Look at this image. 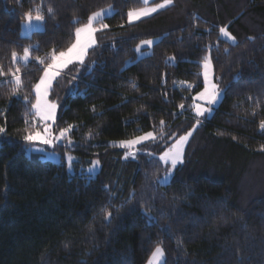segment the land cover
Returning <instances> with one entry per match:
<instances>
[{
	"label": "trees",
	"instance_id": "obj_1",
	"mask_svg": "<svg viewBox=\"0 0 264 264\" xmlns=\"http://www.w3.org/2000/svg\"><path fill=\"white\" fill-rule=\"evenodd\" d=\"M144 6L0 0V65L14 69L12 52L31 50L29 63H19L17 93L11 76H0V264H147L157 246L164 264H264V0H173L129 23L128 12ZM37 7L44 29L24 37V13ZM108 7L116 12L84 64L65 70L50 92L58 105L55 131L73 126L72 143L57 150L74 153L78 167L98 159L101 170L89 179L29 154L23 136L41 128L31 114L33 86L43 75L35 57L66 50L75 28ZM152 39V54L138 59L137 47ZM206 56L224 96L200 120L193 103ZM193 128L183 163L161 185L168 167L160 155ZM148 132L155 139L134 158L113 144Z\"/></svg>",
	"mask_w": 264,
	"mask_h": 264
},
{
	"label": "snow or ice",
	"instance_id": "obj_2",
	"mask_svg": "<svg viewBox=\"0 0 264 264\" xmlns=\"http://www.w3.org/2000/svg\"><path fill=\"white\" fill-rule=\"evenodd\" d=\"M145 5L144 7L138 10H130L128 12L129 23L139 20L142 17L150 16L153 13L165 9L172 5L173 0H162V2L156 3L155 0H152L154 6L149 7L150 0H141ZM53 9L49 7L47 12L51 14ZM111 9L98 10L88 16L87 22L77 26L74 31V42L63 51L57 52L53 49L46 58H41L39 56L35 57L36 61L43 66L42 71L43 75L40 77L39 82L36 83L33 88L35 91V102L31 104V114L34 118H38L43 127L41 130H36V126L33 125L32 129H25V135L23 139L26 142H32L38 140L40 143L45 145H53L56 140L60 138H66L69 144L72 143L71 138L67 136L71 132L73 126L68 125L66 128L59 130V136L53 134V130L48 125V121L55 122L56 110L58 105L55 102L48 100V95L51 91L53 82L59 77L62 71L68 68L69 65L73 63H78L79 65L84 64L85 57L88 55V50L95 46L96 39L95 33L103 29L108 28V25L104 22L106 16L110 13ZM24 19L26 21L25 27L27 29H32L33 26H39L44 23L45 16L42 13L41 9L37 7L35 13L33 11H28L24 13ZM76 23H79L76 21ZM219 32L223 38L230 40L233 44L236 43V37L232 35L226 28L220 27ZM151 40L142 41L143 45H152ZM140 48H137L139 51ZM31 56V50L28 48L23 49V55H18L15 51L12 52L11 58L14 65V69H9L7 72L4 70L3 66L0 65V76H11V79L7 81L8 84L12 85L11 91L13 94L17 93L20 88L23 87V80L21 76V67L19 66L20 62L26 66L29 63ZM169 59L174 60L175 57H170ZM203 67V91H200L198 95L194 98L196 100H204L207 104L213 105L217 103L218 98L220 97V92L217 84L213 83L211 77L213 74V66L210 56H206L202 62ZM78 70V69H74ZM4 83L0 81V84ZM185 83V82H181ZM193 85L189 84L188 87L191 88ZM135 87V85H133ZM27 100V97L24 98ZM180 108L183 109L184 105L181 104ZM95 110V109H93ZM194 110L197 116H203L206 112L211 113L210 107H204L203 105L196 104L194 105ZM255 115V113H253ZM25 123L28 124V120H25ZM161 125L164 124V121H160ZM199 124V120L196 121ZM260 128L264 130V120L260 121ZM195 131L193 128L191 131H188L186 134L180 136L179 138H174L173 145L166 150L162 155H160L159 160L163 162L164 165L169 166L166 168V172L170 174V169H175L177 163H183V152L184 146L187 144L189 137L192 135V132ZM5 128L0 127V133H4ZM91 136V133H89ZM147 139H155L152 132H148L143 136L136 137L135 139L120 141L119 146L124 148L132 149L136 145L142 143ZM261 150H264L262 148ZM134 157V153H133ZM127 158V156L125 157ZM71 157H69V162H71ZM95 164H99V161H95ZM92 171V169H89ZM165 180L168 179V175H165ZM106 218L111 217L112 213L110 211L104 210ZM164 256V250L157 246L152 252L151 257L148 261V264H160L161 259Z\"/></svg>",
	"mask_w": 264,
	"mask_h": 264
},
{
	"label": "rangeland",
	"instance_id": "obj_3",
	"mask_svg": "<svg viewBox=\"0 0 264 264\" xmlns=\"http://www.w3.org/2000/svg\"><path fill=\"white\" fill-rule=\"evenodd\" d=\"M151 1H152V0H150V2H151ZM150 2H149V5H148V6H149V7H152V5H150ZM108 9H111V11H110V13L106 16L105 20H106L107 18L112 17V16L115 14V12H116V10H115L113 7H108V8H105V9H103V10H106V11H107ZM153 14H154V13H153ZM153 14H152V15H153ZM152 15H150V16H152ZM150 16H145V17H142L141 19H143V18H147V17H150ZM105 20H104V21H105ZM139 20H140V19H139ZM136 21H138V20H135V21H133V22H131V23H134V22H136ZM25 24H26V21H24V23H23V25H22V30H21V34H22V36H24V37H30L34 32L42 31V30L44 29V23L40 24L38 27H37V26H33L32 29H27V28L25 27ZM96 33H97V32H96ZM96 33H95V39H96ZM224 39H225V38H224ZM151 41L153 42L151 46L143 45L142 43L139 45L140 50L137 51L138 59H142V58H144V57L149 56V55L152 54V48H153V46L158 42V39H152ZM229 41H230V40H229ZM93 47H94V46H93ZM137 48H138V47H137ZM90 49H91V48H90ZM90 49H89V50H90ZM89 50H88V51H89ZM86 57H87V56H86ZM86 57H85V59H86ZM30 60H31V57H30ZM30 60H29V61H30ZM22 63H23V62H22ZM73 64H74V63H73ZM73 64L69 65L68 68H69L70 66H72ZM131 64H132V62L129 61V62L127 63V66H130ZM212 66H213V64H212ZM68 68L64 69V70L62 71V73H63L65 70H67ZM62 73H61V74H62ZM202 73H203V72H202ZM211 79H212L213 83L217 84V83L215 82L214 69H213V74H212ZM54 82H55V81H54ZM54 82H53V84H54ZM52 86H53V85H52ZM217 86H218V84H217ZM51 89H52V88H51ZM218 89H219V92H220V97L218 98L216 104L209 105V104H207L206 101H204V100H196V99H194V103H193V111H194V114H195V115H196V113H195V110H194V105H196V104H200V105H203L204 107H210V108H211V113H210V114L206 112L203 116H197V115H196L200 120L203 119V118H206V117H211V116L214 114V110L219 106L220 102L222 101L223 96H224V91H223L222 89H220L219 86H218ZM202 91H203V90H202ZM50 92H51V91H50ZM34 93H35V91H34ZM197 95H198V94H197ZM197 95H196V96H197ZM196 96H195V97H196ZM48 100L51 101V100H50V93H49V95H48ZM57 116H58V107H57V110H56L55 122L53 123L52 121H48V125H49V126L51 127V129L53 130V134L56 135V136H59V132H56V131H55V124H56V121H57ZM36 125H40V126H41L40 129H36V130H41L42 127H43V124L41 123V121H40L38 118H36ZM69 134H70V132L67 134L68 137H69ZM192 134H193V133H192ZM143 135H145V134H143ZM143 135H141V136H143ZM191 136H192V135H191ZM191 136L189 137L188 142H189ZM150 140H152V139H147V140L143 141L142 143L136 145V146H135L134 148H132V149L124 148V147H121V148H123V149L126 150V152H127V158H134V157L136 156V154H137L138 147H139L141 144L146 143V142H148V141H150ZM188 142H187V144H188ZM65 143H68L66 138H60V139L56 140V142H55L53 145H45V144H43V143H40L38 140H36V141L28 142V148H27V151H28L29 154H31V153H33V152H34V153H38V154H40V155H41V158H42L43 161H46V162H53V163H57V164H64L65 167H66V169H67V172H68L69 175L80 174L82 177H87V178H89V179L97 177L98 174H99V172H100V170H101V164H100V162H99V164H95V161H99V160H98V159H95V160H93L92 163H91L90 165H88V166H80V167H78V163H79L80 159H79L74 153H72V152H66L65 154H62L60 151L57 150V147H58L59 145H63V144H65ZM113 144L119 146V142H114ZM187 144L184 146L183 160H184V153H185V150H186ZM119 147H120V146H119ZM133 153H134V157H133ZM69 157L72 158V159H71V162H69ZM180 164H182V163H177L175 169H176ZM167 167L169 168V166H167ZM89 169H92V171H89ZM175 169H170V174H168V172L165 174V175H168V179L165 180V179H164L165 175H164L163 177H161V178L159 179V183H160L161 185H166V184L170 183L171 180H172V176H173V174H174ZM159 247H161V248L164 250V248H163L162 246H159ZM164 262H165V251H164V256H163V258H162L161 261H160V264H164ZM147 264H148V262H147Z\"/></svg>",
	"mask_w": 264,
	"mask_h": 264
},
{
	"label": "crops",
	"instance_id": "obj_4",
	"mask_svg": "<svg viewBox=\"0 0 264 264\" xmlns=\"http://www.w3.org/2000/svg\"><path fill=\"white\" fill-rule=\"evenodd\" d=\"M151 2H152V1H151ZM151 2H150V3H151ZM161 10H163V9H161ZM161 10H159V11H161ZM159 11H157V12H159ZM157 12H155V13H157ZM155 13H154V14H155ZM154 14H153V15H154ZM143 19H144V18H143ZM140 20H142V19H140ZM138 21H139V20H138ZM136 22H137V21H136Z\"/></svg>",
	"mask_w": 264,
	"mask_h": 264
}]
</instances>
